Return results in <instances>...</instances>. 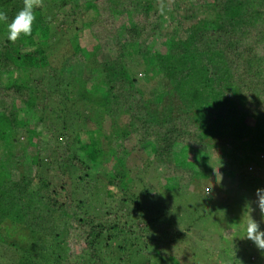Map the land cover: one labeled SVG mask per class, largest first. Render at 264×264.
<instances>
[{"label":"trees","instance_id":"trees-1","mask_svg":"<svg viewBox=\"0 0 264 264\" xmlns=\"http://www.w3.org/2000/svg\"><path fill=\"white\" fill-rule=\"evenodd\" d=\"M25 2L0 0V12L11 22ZM32 4L29 34L11 41L0 22V264H181L146 256L179 239L181 213L148 209L153 187L137 186L151 168L168 172L166 190L209 177L210 162L224 165L206 139L219 131L252 153L198 204L239 235L264 191V0ZM115 37L121 55L98 61ZM254 220L264 229V214ZM249 244L241 261L264 264Z\"/></svg>","mask_w":264,"mask_h":264},{"label":"rangeland","instance_id":"rangeland-1","mask_svg":"<svg viewBox=\"0 0 264 264\" xmlns=\"http://www.w3.org/2000/svg\"><path fill=\"white\" fill-rule=\"evenodd\" d=\"M119 36V35H118ZM110 49L104 48V53L101 51L97 52V55L95 54V57L98 61L103 60L109 57H116L118 55H121V40L118 39V37H115V39L111 40L110 43ZM103 50V51H104ZM50 60L51 63H54L57 65L60 61V58H57L56 55L52 54ZM142 73V72H141ZM83 93H81V96H85V93L88 91L86 88H82ZM79 91V90H78ZM221 111V110H220ZM212 119H215V116L213 114L210 116ZM207 141L210 143L215 144L216 146H219L220 149L219 152V163H223L224 165H219L218 163H212L210 162L211 169H208V173L210 174L209 177H199L195 179V182H187L188 184H185L183 187H176L172 190H166L163 187L164 182V176L168 172H165L164 169H161L160 171H156L151 168L147 169V177H143L144 179L140 181V185L137 186V188H142V185L144 188H147L149 186H152L151 190L149 191V194L144 197L143 201L145 200V205L148 207V209L153 210V207L162 208V202L165 204L175 202L174 205L176 208H174V211H179L181 213V216H177L175 223H174V230L177 232H181V235L179 236V239H177L175 242H172L169 246V248H166L165 246H160V249H162L161 252H154L149 251L147 252V255L149 257V260H155L160 259L161 257H164L165 260L168 259V253L174 252V255H177L179 259L181 260V264H215L216 261L220 258L222 262H228V258L230 256L236 255L237 261L239 263H243L240 259V252H244V255L248 251V246L246 244H249L250 247L253 246L252 241L249 242V239L244 238L245 232L244 228L242 231L237 235V231H235L227 221L226 218H223L224 215L220 213L212 214L206 211V209H203L202 206H200L204 188L206 185L209 187H214L219 185L220 183L223 186V184L227 185V188L232 187L230 182L227 183L229 177L233 176V178L237 177L236 171H226V168L234 169L235 164L241 160L242 156L244 155V152L252 153L249 150V147L246 146L242 147L238 141L234 144L235 147L232 145L231 148V141H230V135H228L227 132H218L217 135L214 137L206 138ZM52 141V140H51ZM221 146V147H220ZM17 148V147H15ZM240 148H243L244 150H241ZM258 158L264 159V154L259 153L256 154ZM152 161L155 159L151 156ZM214 160V159H213ZM54 162L53 160L50 162L49 167L53 168ZM253 169V168H252ZM258 173L262 175V172L259 170ZM232 182H235L234 180ZM195 183V184H194ZM219 183V184H218ZM227 183V184H226ZM229 185V186H228ZM233 185H235L233 183ZM237 189L244 190V186L235 187ZM235 193V192H234ZM154 194V196H153ZM254 202H252L251 206L249 208L256 213V215L252 216V218H256L260 216V214H264V191L263 193H257L253 194ZM256 197V198H255ZM252 199V200H253ZM249 200V195L246 196V198L243 200V205H247ZM217 201V200H216ZM247 201V202H246ZM246 203V204H245ZM192 205V206H189ZM212 206V204H211ZM219 217V218H217ZM166 218V216H164ZM168 218V217H167ZM156 220V219H154ZM261 223V222H260ZM258 224V223H257ZM142 225V223H141ZM261 230H264L262 227L258 226ZM208 228V231L205 229ZM20 232L16 231L15 234L12 235V239H17ZM73 234L68 233L66 234V239L69 241ZM168 237V236H167ZM237 238L239 240H237ZM234 239H236L234 241ZM23 242V240L20 242V244ZM32 241L31 239L28 240V242L25 241V243L28 245ZM231 242V245H230ZM35 246V245H34ZM32 248L36 249V246ZM235 248L236 250H232V248ZM246 248V250H245ZM38 250V249H37ZM44 250V249H43ZM39 251V250H38ZM45 251V250H44ZM75 251H77V247H75ZM40 252V251H39ZM167 252V254H165ZM253 253V250H252ZM251 253V256L253 255ZM153 256H156L152 258ZM167 256V257H166ZM247 256H250V253L248 251ZM246 257V258H248ZM258 258V256H256ZM71 260L72 258L69 257ZM163 258V259H164ZM225 258V259H223ZM231 258V257H230ZM82 259H74L73 261L79 262ZM228 260V261H227ZM259 260V259H258ZM257 260V261H258ZM245 261V260H244ZM260 261H263V258H260ZM146 262L145 259H135V262L132 264H139V263ZM228 264H231L228 262ZM244 264V263H243Z\"/></svg>","mask_w":264,"mask_h":264},{"label":"clouds","instance_id":"clouds-1","mask_svg":"<svg viewBox=\"0 0 264 264\" xmlns=\"http://www.w3.org/2000/svg\"><path fill=\"white\" fill-rule=\"evenodd\" d=\"M32 7V0H26L23 9L15 15L11 22H8V17L0 12V22L6 23L8 29L7 39L15 41L21 32L25 35L31 32L34 19ZM244 232V238L251 240L259 249H264V230H261L251 217L244 224Z\"/></svg>","mask_w":264,"mask_h":264}]
</instances>
